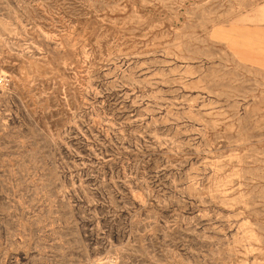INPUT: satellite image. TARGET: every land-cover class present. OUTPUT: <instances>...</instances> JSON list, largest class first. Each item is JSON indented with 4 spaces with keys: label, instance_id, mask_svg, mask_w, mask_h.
<instances>
[{
    "label": "rangeland",
    "instance_id": "374dc122",
    "mask_svg": "<svg viewBox=\"0 0 264 264\" xmlns=\"http://www.w3.org/2000/svg\"><path fill=\"white\" fill-rule=\"evenodd\" d=\"M0 264H264V0H0Z\"/></svg>",
    "mask_w": 264,
    "mask_h": 264
}]
</instances>
